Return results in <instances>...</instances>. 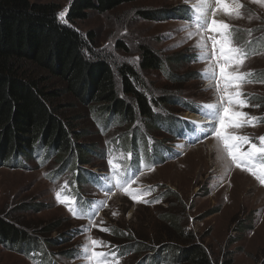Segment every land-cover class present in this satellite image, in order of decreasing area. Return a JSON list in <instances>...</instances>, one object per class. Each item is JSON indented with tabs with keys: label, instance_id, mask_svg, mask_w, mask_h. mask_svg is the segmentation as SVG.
<instances>
[{
	"label": "rangeland",
	"instance_id": "obj_1",
	"mask_svg": "<svg viewBox=\"0 0 264 264\" xmlns=\"http://www.w3.org/2000/svg\"><path fill=\"white\" fill-rule=\"evenodd\" d=\"M28 1L55 4L59 13L64 11L66 15L73 0ZM198 2L133 0L104 14L88 11L85 20L67 25L87 38L91 34L93 50L113 63L138 67L141 47L161 57L167 63L168 75L158 69L140 72L149 89L144 94L149 100L153 95L168 99L166 106H152V111L171 122L167 123L170 128L180 130L181 120H205L200 114H191L194 105L199 108L208 103H221L223 83L209 77L218 72L212 39L222 37L219 32L198 28L195 19L190 22L187 15L190 8L195 10ZM209 2L215 8V0ZM230 2L242 5L240 16L217 10L213 17L209 9L207 18L229 24L235 45L240 48L245 49L249 41L264 40V2ZM62 22L66 24L65 17ZM119 43L127 52L117 48ZM246 49L250 54L255 50ZM254 52L238 66L239 72L253 74L238 89L249 100V106L233 110L258 118V124L230 126L225 131L233 136L250 137L259 146L257 138L264 136V79L258 76L264 73V47ZM233 67L236 66L226 70ZM29 68L35 76H46ZM48 80L50 88H64L58 80L50 77ZM62 102L74 108L69 113L78 118L76 126L82 134L79 144L94 147L96 152L87 156V162L81 165L85 176L89 170L103 169L98 174L104 173L107 158L121 163V154L110 150L119 139L116 137L123 136L124 128L101 131L92 123L91 114L83 105L70 96H64ZM164 126L141 128L146 135V155H137L142 165L159 162L165 149L178 152L177 157L152 170L146 169L123 187L109 179L104 187L112 188L109 193L95 192L86 183L78 185L84 198L102 200L92 224L73 220L55 202L54 194L71 190L75 179L74 168L69 169L62 162L64 156L61 159L53 155L45 164H40L36 156L18 160L0 158V217L24 230L34 243H42L48 253L46 261H41V252H27L22 247L12 248L0 242V264H90L87 255L83 259L86 250L100 253L108 249L119 252L118 260L109 264H143L135 254L125 255L122 251L128 240L144 239L151 246L156 240L162 242L159 246H182L183 243L176 241V230L194 235L215 263L264 264V185L249 171L236 167L214 135L190 144L192 131L177 139ZM153 144L159 155L146 162L144 156H150L147 151ZM249 147L244 144L242 150ZM118 148L133 153L121 146V141ZM162 194L165 197L161 199ZM169 220H178L176 230L168 228ZM92 240L102 244L93 246ZM167 242L171 245H166Z\"/></svg>",
	"mask_w": 264,
	"mask_h": 264
},
{
	"label": "trees",
	"instance_id": "obj_2",
	"mask_svg": "<svg viewBox=\"0 0 264 264\" xmlns=\"http://www.w3.org/2000/svg\"><path fill=\"white\" fill-rule=\"evenodd\" d=\"M132 1L73 0L64 24L55 4L0 0V158L36 156L40 164H45L53 155L61 159L64 156L62 162L75 170L73 181L86 183L88 176L81 165L95 152L94 147L79 144L82 134L76 126L78 118L69 113L74 108L62 102L64 96L83 105L101 131L123 127V136L116 138L133 153L146 155L142 127L157 129L165 125L167 132L177 136V130L167 124L171 122L152 111V106H166L170 101L154 95L149 100L140 74L158 69L168 75L167 63L146 47L140 48L138 67L113 63L93 50L91 34L87 38L67 25L85 20L88 11L104 14ZM248 47L254 51L261 49L264 40L261 38ZM117 48L127 52L120 43ZM29 67L46 76L33 75ZM260 75L264 79V73ZM49 77L61 82L64 88H50ZM154 152L159 155L158 149ZM144 157L146 162L152 159ZM162 195L161 199L165 197ZM169 223L168 228L176 230L178 220ZM175 232L176 241L182 246H159V240L151 246L144 239H129L122 251L125 255L135 254L143 264H218L194 235L182 230ZM34 241L24 230L0 217V242L27 252H41V261H46L47 250Z\"/></svg>",
	"mask_w": 264,
	"mask_h": 264
},
{
	"label": "snow or ice",
	"instance_id": "obj_3",
	"mask_svg": "<svg viewBox=\"0 0 264 264\" xmlns=\"http://www.w3.org/2000/svg\"><path fill=\"white\" fill-rule=\"evenodd\" d=\"M252 2H264V0H252ZM241 8V4L231 3L230 0H215V8H213L209 0H199L195 6L196 26L200 29L219 32L222 37L221 39H212L213 58L217 61L218 72H213L209 78L222 82L223 88L220 89L222 95L219 105L208 103L199 106L198 112L205 118L207 124L198 125L197 122H190V131L200 133V135L195 136V141L190 140V142H199L210 135H214L221 141L228 157L236 164V167L244 168V170L249 171L262 185H264V136L257 138L259 140L258 146L251 141L250 137L233 136L225 131L226 128L230 126L242 127L244 124L255 126L258 119L256 117H250L245 112L233 110L235 107L244 108L249 106V100L238 90L240 85L246 82V78L253 75L252 73H241L238 70L239 64L247 58L249 53L246 49H242L235 45L231 26L229 24L223 22L217 23L215 19L209 20L207 18L209 9L212 10V15L214 17L217 10H222L228 15L240 16ZM64 17L65 12H60L59 19L63 21ZM200 47L203 48V45ZM233 65L236 67H233L232 70H226ZM229 89L236 90L229 91ZM244 144L250 145L246 151L242 150ZM109 163L111 165V161ZM137 171H139L138 168L134 169L131 176L126 173L123 177V183L120 186L123 187L127 185ZM105 179H107V177H105ZM113 187H115V185H113ZM104 191L105 193H109L112 191V188L106 187ZM57 198L60 199L59 193H57ZM133 198L135 199V197ZM69 211H72V209L69 208ZM91 215H95V213L92 212ZM101 230L109 231V229ZM91 244L93 246H99L102 242L92 240ZM86 255L90 264H109L104 253L95 251L89 252L86 250Z\"/></svg>",
	"mask_w": 264,
	"mask_h": 264
},
{
	"label": "bare ground",
	"instance_id": "obj_4",
	"mask_svg": "<svg viewBox=\"0 0 264 264\" xmlns=\"http://www.w3.org/2000/svg\"><path fill=\"white\" fill-rule=\"evenodd\" d=\"M239 172L238 171H236V174H238ZM239 174H241V173H239ZM236 176V175H235ZM238 177V176H237ZM240 177V176H239ZM244 177V176H243ZM244 179V178H243Z\"/></svg>",
	"mask_w": 264,
	"mask_h": 264
}]
</instances>
